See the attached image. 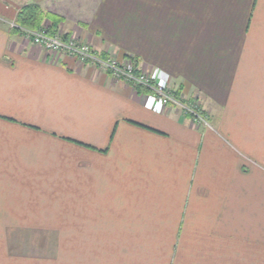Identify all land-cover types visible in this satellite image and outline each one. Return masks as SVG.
Here are the masks:
<instances>
[{"label": "crops", "instance_id": "crops-1", "mask_svg": "<svg viewBox=\"0 0 264 264\" xmlns=\"http://www.w3.org/2000/svg\"><path fill=\"white\" fill-rule=\"evenodd\" d=\"M32 2L205 121L31 43ZM0 264H264V0H0Z\"/></svg>", "mask_w": 264, "mask_h": 264}, {"label": "built area", "instance_id": "built-area-1", "mask_svg": "<svg viewBox=\"0 0 264 264\" xmlns=\"http://www.w3.org/2000/svg\"><path fill=\"white\" fill-rule=\"evenodd\" d=\"M20 28L27 34L31 43L51 52L74 56L82 62L98 66L101 69H108L113 75L132 83L134 87L148 89L160 103L171 104L182 112L190 114L194 120L205 121L196 100L187 101L182 95L177 94V89L172 86L170 77L165 71L161 69L150 73L138 71L132 57H126L123 60H118L114 56L103 58L95 54L88 43L80 41L75 36L59 32L49 33L45 26L35 30Z\"/></svg>", "mask_w": 264, "mask_h": 264}, {"label": "trees", "instance_id": "trees-1", "mask_svg": "<svg viewBox=\"0 0 264 264\" xmlns=\"http://www.w3.org/2000/svg\"><path fill=\"white\" fill-rule=\"evenodd\" d=\"M15 21L19 26L27 29L35 30L45 26L47 32L55 33L59 22L62 21V17L56 13L45 10L39 3L32 2L18 9ZM46 21H49V23L46 24ZM139 88V90H148L145 88L141 89L142 87ZM176 93L178 94L179 90H177Z\"/></svg>", "mask_w": 264, "mask_h": 264}, {"label": "rangeland", "instance_id": "rangeland-1", "mask_svg": "<svg viewBox=\"0 0 264 264\" xmlns=\"http://www.w3.org/2000/svg\"><path fill=\"white\" fill-rule=\"evenodd\" d=\"M20 27H22V26H19L16 23V21H13L10 23L11 29L18 30L21 33H23V35L25 37H27V34L23 30H21ZM13 229L19 230L21 228L13 227ZM17 233H19V232H17ZM55 241H56V239H52V238H37V237H32V236L27 238V236H23L22 238H13L12 249H13V252H15V253L16 252H23V253L29 252L30 254H32V252H35V255H36V252H39V255H41L40 253L44 252V254H42V255L45 256V260H50L51 256H52L51 252L53 251V246L55 244Z\"/></svg>", "mask_w": 264, "mask_h": 264}]
</instances>
